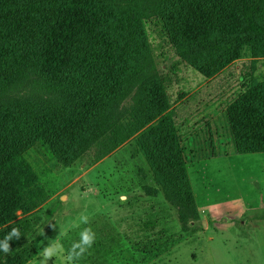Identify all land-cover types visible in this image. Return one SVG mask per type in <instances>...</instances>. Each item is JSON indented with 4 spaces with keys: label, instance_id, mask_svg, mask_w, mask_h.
<instances>
[{
    "label": "trees",
    "instance_id": "1",
    "mask_svg": "<svg viewBox=\"0 0 264 264\" xmlns=\"http://www.w3.org/2000/svg\"><path fill=\"white\" fill-rule=\"evenodd\" d=\"M152 18L176 57L205 78L241 57L251 69L264 59V0H0V240L21 233L0 264L37 253L30 215L49 191L26 153L38 145L65 168L133 139L156 186L149 193L177 209L182 232L197 227L187 174L194 134L175 120L150 47ZM242 78L223 109L225 128L237 153H264V77ZM165 249L157 241L135 249L106 232L76 264H145Z\"/></svg>",
    "mask_w": 264,
    "mask_h": 264
},
{
    "label": "rangeland",
    "instance_id": "2",
    "mask_svg": "<svg viewBox=\"0 0 264 264\" xmlns=\"http://www.w3.org/2000/svg\"><path fill=\"white\" fill-rule=\"evenodd\" d=\"M147 31L173 104L183 99L177 108L181 130L194 134L187 162L194 198L200 205L222 200L218 208L225 215L199 212L205 226L195 222L194 230L182 232L177 209L160 192L149 193L156 186L133 139L99 161L86 155L65 168L38 145L27 151L26 158L49 198L30 215L37 230V253L26 264H39V251L51 242L59 240L67 250L89 226L97 236L118 233L135 249L148 241L166 246L145 264H264V153L234 151L222 116L227 103L243 91V75L264 77V59L256 60L251 69L249 57H241L206 83L205 77L176 57L157 19L147 22ZM207 110L213 118L202 116ZM211 151L215 157L209 155ZM237 195L247 207L239 217L235 216ZM81 213L89 216L90 223L72 227ZM54 262L61 264L55 257L48 264Z\"/></svg>",
    "mask_w": 264,
    "mask_h": 264
},
{
    "label": "clouds",
    "instance_id": "3",
    "mask_svg": "<svg viewBox=\"0 0 264 264\" xmlns=\"http://www.w3.org/2000/svg\"><path fill=\"white\" fill-rule=\"evenodd\" d=\"M90 223L89 216L81 213L76 221L73 222L72 227L80 228L81 225H88ZM66 235V232L61 233ZM21 237L20 230L18 228H12L8 232L3 240H0V251L5 254H10L12 249L9 241L19 240ZM97 239L96 233L89 227H84L79 232V239L73 241L71 247L65 249L63 243L59 240L51 242L46 247H42L39 251V264H48V261L55 257V260L59 259L61 264H76V261L80 260L89 250L93 247ZM55 264V262H54Z\"/></svg>",
    "mask_w": 264,
    "mask_h": 264
},
{
    "label": "crops",
    "instance_id": "4",
    "mask_svg": "<svg viewBox=\"0 0 264 264\" xmlns=\"http://www.w3.org/2000/svg\"><path fill=\"white\" fill-rule=\"evenodd\" d=\"M229 66V65H228ZM227 66V67H228ZM227 67H225L224 69H226ZM223 69V70H224ZM215 77V76H214ZM213 77H211V78H206V80L204 81V82H208V81H210L211 79H212ZM181 100H183V99H181ZM181 100H179L178 102H176V103H174L173 104V107H174V117H175V120H176V122L177 123H179L180 124V122L178 121V117H179V111H178V107H179V105H180V101ZM180 102V103H179ZM184 112H185V110L184 109H182ZM182 111V112H183ZM211 111H206L205 112V114H203L202 116L205 118V119H208V117H212L213 118V114L212 113H210ZM198 114H195L194 115V113H193V115L192 116H197ZM184 116V119H186L187 118V115H183ZM215 157V156H214ZM235 202H236V204H237V209L239 208V211L238 212H236V217H239L240 215H242L245 211H246V208L247 207H245V205H244V201H243V198H242V196L241 195H237L236 197H235ZM222 200H220V201H218V203L219 202H221ZM195 202H196V206H197V208H198V210H199V212H200V214H202V212H205V211H207V212H209V213H211L212 215H214V216H221V215H225L224 213H226V212H223V210L222 209H219L218 208V203H216V204H212V203H209V204H203V205H200L199 203H198V201H197V199H196V196H195ZM242 209V210H241ZM200 210H202V211H200ZM242 223H244V222H242ZM241 223V224H242Z\"/></svg>",
    "mask_w": 264,
    "mask_h": 264
},
{
    "label": "water",
    "instance_id": "5",
    "mask_svg": "<svg viewBox=\"0 0 264 264\" xmlns=\"http://www.w3.org/2000/svg\"><path fill=\"white\" fill-rule=\"evenodd\" d=\"M198 223V225H201L202 227H204L205 226V219L203 218V219H201L200 221H198L197 222Z\"/></svg>",
    "mask_w": 264,
    "mask_h": 264
}]
</instances>
